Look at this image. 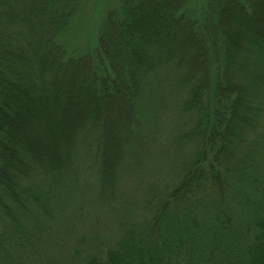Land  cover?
<instances>
[{
	"label": "trees",
	"instance_id": "obj_1",
	"mask_svg": "<svg viewBox=\"0 0 264 264\" xmlns=\"http://www.w3.org/2000/svg\"><path fill=\"white\" fill-rule=\"evenodd\" d=\"M80 2L0 0V264H264V0H122L81 53L61 42ZM165 91L166 176L101 246L58 257L62 204L113 209Z\"/></svg>",
	"mask_w": 264,
	"mask_h": 264
},
{
	"label": "rangeland",
	"instance_id": "obj_2",
	"mask_svg": "<svg viewBox=\"0 0 264 264\" xmlns=\"http://www.w3.org/2000/svg\"><path fill=\"white\" fill-rule=\"evenodd\" d=\"M122 0H81L77 10L69 17L66 29L61 35V42L67 51L85 52L92 50L97 45L99 27L110 10H117ZM208 0H187L185 10L193 16H198L204 10ZM167 93L165 91L162 96ZM158 94V93H157ZM153 94V95H157ZM159 100L158 96L148 100L145 105V121L142 123L140 132L144 138H153L155 154L150 152L145 165L137 173H133L123 181L122 190L117 186L122 195L112 201V210L106 213H97L89 209V206L81 205L82 200L76 196L71 201L62 204L60 215L54 224L55 228H64L68 224L67 236L61 237V241L55 246L58 257L62 258L61 252H68L74 248L78 237L83 240L77 247L84 248V252L93 251L101 246L111 235L113 222L119 215L125 216L127 208L135 203L137 197L141 198V192L146 186V180H157L166 176V165L172 160L173 153L168 149L173 129L176 128L175 103L176 96L167 93V102ZM174 133V132H173ZM168 140V141H167ZM166 153H172L167 155ZM156 169L158 177H156ZM160 186L167 185L165 181L158 182ZM88 195V194H87ZM84 196V195H82ZM86 203H90L86 200ZM131 213L134 207L130 208ZM60 223L63 224L60 227ZM97 243V247L93 246Z\"/></svg>",
	"mask_w": 264,
	"mask_h": 264
}]
</instances>
